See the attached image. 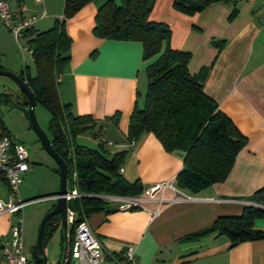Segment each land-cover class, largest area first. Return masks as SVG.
<instances>
[{
  "label": "crops",
  "instance_id": "crops-1",
  "mask_svg": "<svg viewBox=\"0 0 264 264\" xmlns=\"http://www.w3.org/2000/svg\"><path fill=\"white\" fill-rule=\"evenodd\" d=\"M104 1L88 2L67 20L66 31L72 36V60L58 78L59 96L65 104H70L76 115L91 116L95 121L92 129L100 133L95 138L111 141L114 151L128 149L123 166L127 181L139 180L145 190L171 181L177 192L167 188L157 193L155 199L143 200L137 209H120L123 200L108 198L104 209L87 218L93 232L108 252L120 253L126 246H133L136 264H264V239L232 246L231 239L218 231L187 238L211 227L218 217L239 216L245 205L264 207L251 199L254 191L264 187V7L261 0L212 3L194 15L175 10L172 0H153L150 19L166 23L171 35L160 53L147 60L140 41L106 39L94 34L96 11ZM23 2L27 7L25 15L33 14L39 19L35 31L55 26L65 9V0ZM234 7L237 14L231 19ZM214 40H223L225 44L217 48ZM15 41L14 33L0 20V68L20 74L26 65L15 69L10 60L2 58L7 51L16 49ZM168 45L192 53L188 63L192 72L210 66L203 90L216 100L222 112L230 115L248 140L238 152L225 181L195 194L183 190L175 180L184 163L182 151L168 152L153 132H145L133 145L126 140L129 116L136 106L144 104L147 65L158 59ZM115 114H118L117 122L112 118ZM7 128L12 137L24 143L21 134L12 131L11 126ZM80 138L76 139L78 144L89 146ZM29 153L31 168L25 173L27 182L37 176L40 167L37 163L43 164L32 161ZM50 163L51 171L62 177L59 163ZM51 176L50 189L29 192L25 188L26 195L31 196L29 202L49 199L61 192L62 187L59 189L56 178ZM7 182L0 175V199L4 202H9L11 195ZM52 201L55 206L56 202ZM15 218L14 214H0V243L10 236ZM254 227L264 230V217L257 218Z\"/></svg>",
  "mask_w": 264,
  "mask_h": 264
},
{
  "label": "trees",
  "instance_id": "trees-1",
  "mask_svg": "<svg viewBox=\"0 0 264 264\" xmlns=\"http://www.w3.org/2000/svg\"><path fill=\"white\" fill-rule=\"evenodd\" d=\"M91 1L65 0L63 16L57 18L55 26L44 31H35L34 26L29 29L26 44L32 51L37 73H32L27 65L20 71L38 103L50 109L49 131L54 147L68 161V186L72 189L78 186L83 194L70 201L69 208L78 214L76 226L78 221L104 209L108 200L102 195L141 197L145 190L139 180L129 182L119 171L124 166L128 149L111 152L103 139L98 142L99 149L76 142L82 133L95 126V121L89 114L76 115L70 104H65L59 96L58 78L72 60V36L66 31L67 20ZM172 1L175 10L194 15L212 3L234 0ZM153 3V0L104 1L96 11L94 34L106 39L140 41L144 59L152 58L160 53L164 42L169 43L171 35V28L166 23L150 19ZM236 14L234 7L231 19ZM213 42L217 48L225 44L223 40ZM191 58V52L168 45L158 59L149 62L144 104L143 107L136 106L130 114L126 140L128 143L137 141L145 132H153L168 152L182 151L184 163L175 180L183 190L195 194L214 183L225 181L238 152L248 140L230 115L222 112L216 100L203 90L210 66H202L198 72H192L188 65ZM22 103L29 104L22 89L17 95L0 93L1 105ZM112 118L117 122L118 114ZM0 126L2 134L10 135L1 111ZM99 135L98 131L95 137ZM72 146L76 149L75 159L69 156ZM60 168L58 171L61 173ZM254 192L252 201L264 205V187ZM261 217H264V207L248 204L239 216L218 217L211 227L189 234L187 238H199L218 231L231 239L232 246L264 239V230L254 227L255 220ZM62 219L61 215H56L48 220L44 249L53 233L60 228Z\"/></svg>",
  "mask_w": 264,
  "mask_h": 264
},
{
  "label": "built area",
  "instance_id": "built-area-1",
  "mask_svg": "<svg viewBox=\"0 0 264 264\" xmlns=\"http://www.w3.org/2000/svg\"><path fill=\"white\" fill-rule=\"evenodd\" d=\"M24 0H0V20L8 30L14 33L17 42L25 48L30 50L27 44L24 46L21 40L27 39V31L33 26H36L38 17L36 15H25L27 7L24 5ZM43 2V0H36ZM262 7H264V0H261ZM26 49V48H25ZM73 145V138L70 139ZM135 141H131L133 145ZM107 146H112L111 141L106 142ZM73 147V146H72ZM76 149L72 148L70 157L75 159ZM29 149L24 143L12 137L11 134H2L0 132V175L7 179L9 188H11V195L9 202H4L0 199V214H14L15 220L11 224V234L0 243V264H33V257L25 252L26 240H24V214L23 208L28 201L21 198V184L25 181V173L31 168ZM123 174V166L119 168ZM75 179L77 173L75 172ZM173 189L177 192L173 182L163 181L154 185L149 190H145L141 197H119L102 195V198L121 199L123 203L119 205L120 209H128L131 206H139L145 199H155L157 193H163L166 189ZM78 196L82 197L78 187L71 190L66 197L69 201ZM49 199L52 196L48 197ZM53 200V199H52ZM34 202V201H30ZM69 216L67 219L68 230L65 231L64 238L66 245L64 254L60 258L58 264H70L75 261V264H136L135 248L133 246H126L125 250L120 253H111L104 249L103 242L93 232V227L89 224L87 218L78 221V214L74 210L68 208ZM75 228V232H74ZM74 232V233H73ZM43 264V263H42ZM47 264V261L46 263Z\"/></svg>",
  "mask_w": 264,
  "mask_h": 264
},
{
  "label": "rangeland",
  "instance_id": "rangeland-1",
  "mask_svg": "<svg viewBox=\"0 0 264 264\" xmlns=\"http://www.w3.org/2000/svg\"><path fill=\"white\" fill-rule=\"evenodd\" d=\"M117 3L119 0H115ZM4 25V24H3ZM5 26V25H4ZM7 27V26H5ZM17 40V39H16ZM16 46H14L13 50L7 51V53H4L2 55L3 60L8 59L10 60L12 65H15V69H19L17 67L21 68L25 65H29L31 67L32 73H36L35 67H34V61L31 56V51L27 49L26 41L24 39L21 40L22 45L25 46L22 47L17 41H15ZM5 60V61H6ZM20 86L11 78L9 75H0V93L3 92H10L14 95H17V93L20 92ZM35 110L37 111V119L39 123H41L44 130L49 133L50 129V117L51 112L50 109H47L43 103H36ZM0 111L3 115V120L5 124H7L9 127L13 129L12 131H16L19 134L22 135V140H24L25 146L27 149H29V152H31V159L32 161H41L43 164L37 163L40 167L37 171V176L33 178L32 181H25L22 185V199L25 201H28L31 196H27V191H24L25 188L29 192H35L38 190H46L50 189L51 186L48 183L51 181V174L56 178V185L59 187L61 186L62 177L58 174H55L51 171V161L55 162V165H58V162L51 156V153L48 152L46 148H44L42 144V140L40 136L37 134V131H35V127L30 122L27 114L24 112V110H20L19 108L11 105H5L0 104ZM96 130L91 129L88 130L85 133H82L80 136L83 140V143H86L89 146H92L94 148H98L99 146L95 144V142L99 141L100 139L95 138L94 133ZM79 136V137H80ZM80 138V140H81ZM81 140V142H82ZM94 144H93V143ZM107 146V145H106ZM112 151H114L113 147L107 146ZM35 164V166H37ZM34 166V165H33ZM38 195V194H35ZM34 195V196H35ZM53 201L51 199L43 198L41 200L38 199V201L29 202L26 203L25 207L23 208V214H24V227H25V240H26V253L29 254V256H32V251L34 250V247L38 244V235L40 233L41 229V223L42 220L46 217L48 214V210L53 206ZM64 225L61 224L60 228L53 233L52 237L50 238L49 243L45 246V252L47 253V264H58L60 258H62L64 254V249L66 245V240L62 238V233L65 231ZM64 235V233H63ZM70 264H75V261H72Z\"/></svg>",
  "mask_w": 264,
  "mask_h": 264
},
{
  "label": "water",
  "instance_id": "water-1",
  "mask_svg": "<svg viewBox=\"0 0 264 264\" xmlns=\"http://www.w3.org/2000/svg\"><path fill=\"white\" fill-rule=\"evenodd\" d=\"M0 75L10 76L13 78V80L20 86V89L23 90L25 95L29 99V104L24 105L17 104L15 107L19 108L20 110H24V112L27 114L30 122L35 127V131H37V134L40 136L42 140V144L44 148L48 150V152L51 153V156L59 163L61 174H62V181H61V192L57 193L55 195H51L52 199L56 202V205L50 209L41 223V229L40 233L38 235V244L33 250V264H44L47 261V253L45 252L44 245H45V239L44 235L46 233L47 229V222L52 218V216L61 215L63 217L62 224L64 225L65 229L68 230L67 225V219L69 216L68 208L70 206V201L67 199L66 194L69 193V186L68 181L70 180V175L68 173V161L64 159V157L61 156V154L57 151V149L53 145V140L51 139V136L47 134V132L42 127L41 123H39L37 119V111L35 110L36 103H38L37 97L35 96L32 88L30 85L23 79L22 75L19 73L10 71L9 69H3L0 68Z\"/></svg>",
  "mask_w": 264,
  "mask_h": 264
}]
</instances>
